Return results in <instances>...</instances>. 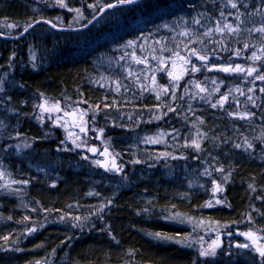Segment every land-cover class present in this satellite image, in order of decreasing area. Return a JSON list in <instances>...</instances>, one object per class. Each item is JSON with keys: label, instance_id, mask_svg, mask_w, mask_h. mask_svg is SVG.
I'll return each mask as SVG.
<instances>
[{"label": "trees", "instance_id": "1", "mask_svg": "<svg viewBox=\"0 0 264 264\" xmlns=\"http://www.w3.org/2000/svg\"><path fill=\"white\" fill-rule=\"evenodd\" d=\"M0 1L6 2L0 5V34H6L2 24H11L13 35H19L20 27L40 19L55 25L61 16L57 10L32 11L34 5L29 4L38 0ZM117 2L74 0L69 4L106 6ZM234 2L235 9L229 0H143L118 8L115 19L95 32L92 28L83 32L81 40L63 45L57 39L56 60L36 72L26 67L16 74L18 88L3 90L6 99H0V116L12 109L17 113L13 116L20 118L16 129L0 127V170L5 175L14 177L17 165L24 167L29 162L14 155L11 141L44 142V130L31 119L37 97L107 109L108 117L122 130L126 125L116 119L122 117L118 111L137 116L154 111L164 114L151 128L166 137L165 145L181 129L200 130L202 149L210 153L207 157L213 163L209 175L215 176L217 170L224 185V207L207 208L208 184H202L204 191L189 189L190 176L178 161L138 165L129 172V184L121 188L122 183L116 187L118 182L76 169L68 161L53 159L43 166L35 157L31 179L15 184L10 191L0 189V264H60L62 255H66L62 264H196L191 249L151 235L189 234H182L181 227L165 220L168 211L193 220H211L227 230L236 229L246 217L264 228V137L260 136L264 135V80L258 79L264 76V32L259 31L264 28V0ZM225 24L231 30L223 28ZM56 35L59 38L61 34ZM0 43L2 67L11 58L12 43ZM170 50L184 55L177 67L179 93L168 87L169 64L162 63L161 57L169 56ZM135 56L142 60L133 66ZM200 56L207 60L198 59ZM235 59L244 69H255L252 75L220 70L235 68ZM147 72L149 78L152 72L156 74L155 82L145 78ZM191 88L194 93H189ZM245 114L251 115L242 118ZM113 142L130 161L136 157L140 147L136 140ZM38 166L42 173H35ZM104 198L107 204L100 211L102 217L90 219L76 233L55 225L49 217L84 219V210L93 209ZM26 217L39 226L30 237L24 236L29 223H21ZM13 233L22 235L16 244Z\"/></svg>", "mask_w": 264, "mask_h": 264}, {"label": "rangeland", "instance_id": "2", "mask_svg": "<svg viewBox=\"0 0 264 264\" xmlns=\"http://www.w3.org/2000/svg\"><path fill=\"white\" fill-rule=\"evenodd\" d=\"M69 1L73 2L74 0H64V7L59 6V4L56 3V0H38L36 4L31 3L29 5H34V7H31V10L34 12L40 10L43 12H50L53 10L59 11L61 16L55 19V25L66 28H78L84 26L103 6H105L104 4H95L90 7V5L79 4V7H72V5L69 4ZM5 3L6 2L0 1V5H4ZM75 9H79V13L76 12ZM116 17L117 15L115 10L105 12L90 28L85 31L92 28V32H95L97 29L107 25L109 21L115 19ZM9 25L11 24L6 26L2 24L1 27L2 30L5 31L6 35L12 36L14 28H12V25V27H9ZM24 28L25 26L20 27L19 30L22 31ZM85 31L56 33L50 29L36 26L31 30V33L26 38H24V36L20 40L9 41L12 43V55L9 62H6L4 66L0 67V99L2 101L6 99L3 97V90L5 92L8 87L18 88L16 74L19 76L24 72L23 70H25L26 67L36 72L56 60L57 56H55V53L57 39H60L63 45L66 43H72L74 41L81 40L82 33ZM56 34L61 35L58 38ZM0 40L6 41L2 39ZM2 46L3 45L0 43V49ZM184 49L185 48H183L182 51ZM170 51L171 54L164 58L161 57L163 62L159 61L158 63L160 64L161 62H166L169 64V69L167 68L168 71L166 73L169 78L168 87H171L174 93H179L180 91L177 79H173V77H179L177 74V67L183 62L184 55L178 53L177 51ZM128 56H130V58L134 57L131 52H128ZM135 57L133 66L138 65L137 61L142 60V56ZM237 61L239 60H234L235 64L233 67H236L238 64ZM238 65L241 66L242 64ZM169 73L172 74L171 77L169 76ZM232 73L237 76H243L248 75V70L244 69L243 71H233ZM145 78L148 81L150 80L155 82L156 74L152 72L149 78V74L147 72ZM160 89L164 90V86ZM190 91L191 92L189 93H194L192 88ZM30 96L32 97V95ZM183 98L184 97H177L178 100H182ZM35 102L36 104L34 105L31 119H33V121L44 130L45 134L42 140L44 142L38 143L23 140L19 143L17 139L11 141L12 145L10 148L13 150L14 155H18V157H20L23 161H25L24 159H28L29 162L27 166L24 167L17 165L15 176L13 173L14 177L5 175L4 172L0 170V189L3 188L5 191H10L15 184L21 185L24 181L31 179V176H33V166L31 161L35 157L39 158V162H43V166L50 163L53 159L58 160V162L68 161L69 164H74L76 169L84 168L92 174L99 175L113 182H118L115 183L116 187H119V183H122V185H120L121 188H124L129 184V172L138 167V165H146L150 163L153 166H156L157 163L167 160V165L173 164L174 161H178L183 171L190 176L188 180L189 189L195 190L197 188L204 191L202 184H208L207 208L212 209L216 207H224L226 204L224 197V185H222L221 178L217 173V170L215 176L209 175L211 171L209 166L213 165V163L211 162L212 159L207 157L210 156V153L204 152L202 149L203 135H201L198 128L192 127L186 132L181 129V131L175 135L174 140L165 145L166 137L161 136L159 129L151 128L153 127V124L157 125L159 120L162 118L161 116L164 114L147 111L137 116L136 114L125 110L118 111L121 112L122 117L117 116L116 119L126 125L125 129L122 130L118 124L114 123L115 119H110V117H108L110 113H108L107 109L101 110L97 106L94 107L83 102H74L70 104L68 102H63L62 100H45L41 96L37 97ZM171 103L174 104L176 102H173L172 100ZM40 105H44L45 107L41 108ZM57 105L59 106L60 111L55 110V106ZM45 108L50 109V111H45ZM6 113L8 114H1L0 116V127L4 124L5 127H11L12 130L16 129L20 118L13 115L17 113L12 109L6 110ZM174 121L175 119L173 118L172 122ZM81 127L84 128V131L80 130ZM260 136L264 137V135ZM114 140L124 144L136 140L140 145L139 148H136V157L130 161L127 154H121L119 150L113 146V144H115V142H113ZM193 141L199 144V148H196L193 145ZM49 143L53 144L50 145ZM93 146L98 152H103L105 156L112 159V164L114 162L118 172L117 174L111 173L108 170L104 171L100 169L102 159H98L97 156L92 157L90 155V147ZM167 147L173 150L168 151L166 150ZM85 157H87V159H85ZM136 161L140 162L136 163ZM196 163H198V165L194 167L193 165ZM38 165L41 164L39 163ZM203 171L208 172V174H202ZM35 173H42L39 166ZM197 177H199V181L195 179ZM217 186L221 189L220 191H216ZM217 201H220V203H217ZM106 204L107 202L104 198L101 203L93 209L87 208L84 210L87 215L84 219L77 220L76 216L65 215L51 217L50 214L49 217L52 218L55 225L63 227L64 229L68 228L70 233H76V231H79L78 229L85 226L90 219L95 217H99L100 219L102 217V213L100 211H103ZM175 216H177V213L175 212L168 211L164 214V218L167 222L181 227L184 230L182 231V234H188L187 231L189 234L185 237H181V243H173L180 247H185L194 251L197 258L196 264H264V259L259 256L255 247L252 246V240L242 235V233L251 232L256 237V244H264V228L256 225L255 222L250 221L248 217L244 218L242 223L237 226L236 229L227 230L225 225H221L211 220H193L180 215L178 216V219L171 218ZM23 220L24 221L21 223H29L24 236L30 237L31 235L36 234L39 226L37 224H32L30 222V218L28 217L23 218ZM237 234L240 235V237H236L235 235ZM9 236L10 234H8L5 239L9 238ZM12 237H14L13 240L16 241L15 244L18 240L22 239V235L20 233H13ZM214 242L219 245L215 248V254L201 256L200 252L202 250L209 249ZM238 244H248L249 247L239 248L237 247ZM64 256L66 255L61 256L60 264L65 261ZM35 264L42 263L36 262Z\"/></svg>", "mask_w": 264, "mask_h": 264}, {"label": "snow or ice", "instance_id": "3", "mask_svg": "<svg viewBox=\"0 0 264 264\" xmlns=\"http://www.w3.org/2000/svg\"><path fill=\"white\" fill-rule=\"evenodd\" d=\"M135 2H136V0H118V3L121 4V5H123V4H133V3H135ZM56 3L59 4V6H61V7H64V6H65V5H64V0H56ZM229 3L231 4V7H232L233 9L237 8V4L234 2V0H229ZM115 6H116V5H113V4H108V5H107L108 8H112V7H115ZM90 7H91V5H90ZM75 11L79 13L80 10H79V9H75ZM101 11H103V9H101ZM221 15H223V13H221ZM44 22H45V23H48V21H44ZM197 23H199V21H197ZM31 26H32L31 24L28 25V27H31ZM53 26H55V25H53ZM9 27H12V26L9 25ZM223 28H225V29H230V30H231V26L228 25V24L223 25ZM27 30H28V28H25V29H24V31H27ZM210 31H211V29L209 30V32H210ZM216 31H222V29H221V28H217ZM259 31H260V32H264V28H260ZM208 34H209L208 32L205 33V35H208ZM131 43H132V42L129 41V44H131ZM198 59H201V60H207V57H206V56H200V57H198ZM137 62L139 63V62H141V61H137ZM196 70H197V69L195 68V66H193V71H196ZM220 70H221V71L228 72L229 70H231V71H243L244 69H243L240 65H236L235 68L222 67ZM253 71H255V69H251V68L248 69V75H249V76L252 75V72H253ZM169 76L171 77L172 74L169 73ZM179 78H180V77H173V79H179ZM258 79H260V80H264V76H259ZM197 87H199V85H197ZM166 90H167V89H165V91H166ZM201 91H204V89H201ZM249 99H251V98H249ZM213 106L215 107V105H213ZM40 107H41V108H44L45 106H44V105H40ZM55 110H56V111H60V108H59L58 105L55 106ZM45 111H50V109L45 108ZM248 115H251V114H245V116L242 117V118H247ZM80 130H81V131H84V128L81 127ZM193 145H194L196 148H199V144L196 143L195 141H193ZM236 147L239 148V147H241V145L237 144ZM93 151H94V150H93ZM174 158H175V157H174ZM85 159H87V157H85ZM139 162H140V161H136V163H139ZM94 163H97V162H94ZM100 166H101V167H104L105 165H104L103 163H100ZM115 168H116V166H115V164H114V162H113V170H115ZM106 170H108V169H106ZM220 190H221V189L219 188V186H217L216 191H220ZM217 203H220V201H217ZM208 206H211V205H208ZM178 216H179V214H177V216H175V217H171V218H172V219H178ZM76 219L79 220L80 218L77 217ZM151 235H154V237H155L156 239L163 240V241H171V242H175V243H181V242H182V238L179 237V235H177V236H170V235H168V234H166V233H161V232H156V233L151 234ZM242 235H244L246 238L252 240V242H253L252 246L255 247V250H256V252L259 254V256H260L262 259H264V244H256V237H255L254 234L251 233V232L242 233ZM218 246H219L218 243L214 242V244H213L212 246H210L209 249L202 250V251L200 252V255H201V256L214 255V254H215V248L218 247ZM237 247H239V248H248L249 245H248V244H238Z\"/></svg>", "mask_w": 264, "mask_h": 264}, {"label": "water", "instance_id": "4", "mask_svg": "<svg viewBox=\"0 0 264 264\" xmlns=\"http://www.w3.org/2000/svg\"><path fill=\"white\" fill-rule=\"evenodd\" d=\"M143 0H136L135 3L133 4H119V3H112L113 5H116L115 7L112 8H108L107 5L102 7L101 9H103V11H101V9L98 11V13L91 19L89 20L84 26L82 27H78V28H66V27H59V26H53L54 24H52L51 22L48 21V23H45L44 21L47 20H37L35 22H33L31 25V27H26L28 28L27 31H22L19 35L17 36H5L0 34V39L2 40H7V41H17L22 39L28 32H30L34 27H36L37 25H45L46 27H48L51 31L53 32H57V33H73V32H81V31H85L88 28H90L105 12L114 10V9H118L121 7H127V6H133L136 4H139L140 2H142ZM94 150V151H93ZM90 155L92 157L97 156L99 159H102V163L105 165L104 167L100 166L101 170H106L108 169L109 172L111 173H117V170L115 168V170H113V164H112V160L105 156L103 154V152H97L96 149L94 148H90ZM236 237H240V235H235ZM230 237V236H229Z\"/></svg>", "mask_w": 264, "mask_h": 264}, {"label": "bare ground", "instance_id": "5", "mask_svg": "<svg viewBox=\"0 0 264 264\" xmlns=\"http://www.w3.org/2000/svg\"><path fill=\"white\" fill-rule=\"evenodd\" d=\"M40 20H41V19H40ZM36 21H37V20H36ZM32 23H33V22H32ZM32 23H31V24H32ZM25 28H26V27H25ZM25 28H24V29H25ZM24 29H23V30H24ZM3 35H5V36H9V35H6V34H3ZM12 36H17V35H12ZM6 41H7V40H6Z\"/></svg>", "mask_w": 264, "mask_h": 264}]
</instances>
